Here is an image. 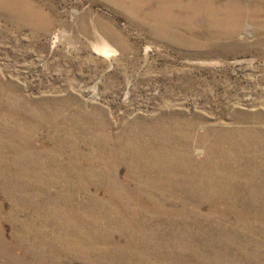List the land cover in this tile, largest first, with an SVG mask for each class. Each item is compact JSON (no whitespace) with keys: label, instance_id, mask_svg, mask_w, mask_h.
I'll list each match as a JSON object with an SVG mask.
<instances>
[{"label":"rangeland","instance_id":"obj_1","mask_svg":"<svg viewBox=\"0 0 264 264\" xmlns=\"http://www.w3.org/2000/svg\"><path fill=\"white\" fill-rule=\"evenodd\" d=\"M0 264H264V0H0Z\"/></svg>","mask_w":264,"mask_h":264},{"label":"bare ground","instance_id":"obj_2","mask_svg":"<svg viewBox=\"0 0 264 264\" xmlns=\"http://www.w3.org/2000/svg\"><path fill=\"white\" fill-rule=\"evenodd\" d=\"M100 51L106 55H108L109 53L113 52V49L110 45L108 44H104L100 47Z\"/></svg>","mask_w":264,"mask_h":264}]
</instances>
